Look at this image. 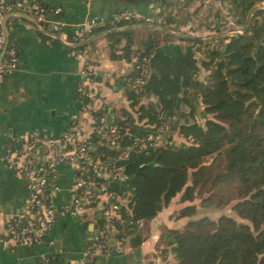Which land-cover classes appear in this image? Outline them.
Wrapping results in <instances>:
<instances>
[{
  "label": "trees",
  "instance_id": "16d2710c",
  "mask_svg": "<svg viewBox=\"0 0 264 264\" xmlns=\"http://www.w3.org/2000/svg\"><path fill=\"white\" fill-rule=\"evenodd\" d=\"M209 1L205 25L215 28L217 33L245 30L251 17L243 33L206 40L183 38L204 54L201 63L208 73L198 90L204 110L213 118H207L205 125L197 122L196 104L192 103L189 112L192 119L178 127L184 140L175 141L167 135L166 141L156 147L140 148L134 143L135 135L153 131L163 120L170 122L171 130L174 114L153 102H141L145 86L138 93L129 80L136 69L125 75L126 94L131 104L137 105V120H144L147 126L141 127L132 113L125 110V118L116 122L125 133L119 147L100 143L96 134L89 137L92 151L121 165L125 174L106 182L107 188L123 194L126 202L120 204L119 215L112 218L109 229L98 208L99 227L105 228L110 242L122 239L125 245L136 247L144 240L140 222L155 217L174 196L179 194L183 201L194 200L197 191L214 189L210 198L230 189L226 201L233 200V210L245 220L228 213L217 219L190 218L183 227L165 226L154 248L169 250L177 264H264V0H217L220 2L217 7L215 0ZM194 12L182 24L191 28L200 8ZM167 22L166 26L173 28L168 17ZM199 29L200 26L193 27L194 34ZM103 30L110 42L111 55L128 59L138 53L152 55L154 45L148 44L147 38L174 36L154 27L115 28L105 22L95 25L88 32L87 41L78 47L88 46L92 42L90 36ZM13 40L9 32V42ZM79 96L82 108L81 92ZM91 109L94 120L105 115L103 106L95 108L91 104ZM131 116L133 121L124 124ZM123 151L127 155L119 157ZM156 157L155 164H149ZM186 213L184 206L177 216Z\"/></svg>",
  "mask_w": 264,
  "mask_h": 264
},
{
  "label": "crops",
  "instance_id": "0c3cea01",
  "mask_svg": "<svg viewBox=\"0 0 264 264\" xmlns=\"http://www.w3.org/2000/svg\"><path fill=\"white\" fill-rule=\"evenodd\" d=\"M40 1L49 7L62 8L59 14L52 13L51 17L63 22V35L71 36L93 17L105 21L119 11L135 8L145 15L165 14L173 25V28L167 27L203 37L194 34L189 24H182L192 15L183 0ZM6 24L17 44L19 65L0 82L1 226L7 224L21 209L29 194L25 180L17 176L5 160L8 143L26 131H38L43 137L59 134L71 125H79L78 121L81 120L80 126L84 127L88 135H92L94 125V119L86 117L80 107L78 85L81 62L73 49L68 48L69 44L40 28L28 13H12L8 15ZM173 35H163L157 39L149 37L146 40L154 47L151 73L141 102H153L174 114L172 129L167 135L179 141L185 137L178 127L192 119L189 113L192 103L196 104L195 115L205 120L212 115L204 110L198 90L199 83L208 73L201 63L204 54L190 41L183 39L186 37ZM90 39L92 42L87 47L97 65L96 79L91 84L96 97L91 99V104L95 108L103 106L109 123L125 118V110H129L138 122L137 105L133 106L126 94L125 75L131 69L128 64L130 59L123 55H111L105 30L91 35ZM123 69L125 72H122ZM132 116L123 123L129 125L133 121ZM138 123L141 127L147 126L144 120ZM56 172L60 187L51 193V200L60 205L71 197L76 169L72 164L64 163L57 167ZM189 202L191 200H181L179 194L174 196L155 217L141 221L142 244L136 247L113 244L108 253L97 255L92 264H135L150 255L163 224L170 227L184 226L179 221L183 216L173 214ZM97 211L98 207H89L81 217L60 214L47 233L48 239L32 246H10L0 240V264H69L82 255L87 242L97 233ZM47 257H50L49 261H46Z\"/></svg>",
  "mask_w": 264,
  "mask_h": 264
},
{
  "label": "built area",
  "instance_id": "2783aa9c",
  "mask_svg": "<svg viewBox=\"0 0 264 264\" xmlns=\"http://www.w3.org/2000/svg\"><path fill=\"white\" fill-rule=\"evenodd\" d=\"M61 10L60 6L49 7L40 0H0V82L19 65L17 44L15 40L9 42L6 19L12 13L31 14L40 28L55 35L63 43L75 46L73 51L81 62L78 85V91L83 96L81 109L86 117L91 116L89 101L96 94L91 84L96 79L97 65L87 46L78 47L87 41L88 32L95 25L105 22L115 28L124 26L118 24L120 21L133 20L166 25L167 17L165 14L145 15L138 9H127L105 21L93 17L68 36L62 34L63 22L51 17L52 13L59 14ZM128 64L131 66L130 71L136 69L135 74L129 76V80L136 92L141 93L151 73V56L138 53ZM195 120L205 125V119L200 116L195 115ZM170 127V122L163 120L153 131L135 135L134 143L140 148L156 147L166 141L165 132L170 131ZM92 133L98 136L100 143L110 147H119L125 134L119 124L109 123L106 115L94 120ZM90 136L83 126L76 124L48 137H43L38 131L21 132L8 143L5 160L13 172L25 180L29 194L26 203L13 218L4 226L0 225V240L5 245L32 246L46 241L50 227L60 214L81 217L89 207L100 208L109 229L112 218L119 215V206L126 202V197L109 190L106 182L121 178L125 174L121 165L113 164L92 151ZM126 155L127 151H123L119 157ZM64 163L75 167L76 177L71 187L70 199L57 205L51 200V193L60 187L56 169ZM108 236L105 228L99 227V232L87 242L82 255L69 264H92L97 255L108 253L113 244H124L122 239L110 242ZM46 259L49 261L50 257ZM135 264H177V261L169 250L159 247Z\"/></svg>",
  "mask_w": 264,
  "mask_h": 264
},
{
  "label": "rangeland",
  "instance_id": "374dc122",
  "mask_svg": "<svg viewBox=\"0 0 264 264\" xmlns=\"http://www.w3.org/2000/svg\"><path fill=\"white\" fill-rule=\"evenodd\" d=\"M183 1L186 3L187 10L191 14L195 13L194 11H195V9H197V7L200 8L199 16L194 17V19H192V24H191L192 28L200 26V29L197 30L198 34H201V36H203V37L204 36L209 37V36L218 34L217 31L215 30V28H208L205 25L206 15H207L208 9H209L208 8L209 7L208 3L210 2L209 0H183ZM215 3H216L215 6L217 7L220 2L215 0ZM194 29H196V28H194ZM239 30H243V29H239ZM208 118L212 119L213 117L210 116ZM81 121H78L79 125H82ZM213 190L214 189H205L201 193H199L197 191V194H196L194 200H191V202H189L186 205L187 213L183 216L182 220H179V221H182L181 226H183L190 218L208 216L210 218L217 219L218 216L222 213H228V214L233 215L237 219L245 220V219L241 218L233 210V208H232L233 200H230V201L227 200L226 201V197L229 195L230 189H226L223 194H213L209 198V195H211L213 193L212 192ZM173 215L177 216V211ZM165 226H168V225L163 224L161 226V228L158 230L159 233L162 232V230L165 228ZM168 227H170V226H168ZM160 245H163L162 242H160Z\"/></svg>",
  "mask_w": 264,
  "mask_h": 264
},
{
  "label": "water",
  "instance_id": "95a60500",
  "mask_svg": "<svg viewBox=\"0 0 264 264\" xmlns=\"http://www.w3.org/2000/svg\"><path fill=\"white\" fill-rule=\"evenodd\" d=\"M250 21H251V17L249 18L248 20V23L246 24V27H245V30L248 29L249 27V24H250ZM138 26H149V27H154V28H157V29H160L162 31H165V32H169V33H173V34H176V35H179V36H183V37H186V38H193V39H200V40H206V39H213V38H218V37H222V36H226V35H230V34H234V33H243L245 30H232V31H229V32H221V33H218L216 35H212L210 37H197L195 35H192V34H188V33H185V32H182V31H176V30H172L171 28L167 27V26H164V25H160V24H155V23H147V22H141V23H132V24H129V25H125L123 27L127 28V27H138ZM227 47V42H225L223 44V48L226 49ZM169 130L165 132V136H167ZM158 157H156L154 160L150 161L149 164L153 165L155 164V162L157 161ZM143 165L140 166V168L138 169L137 172H139L141 170ZM135 175H132L130 177H134ZM128 176H125V178H130ZM101 214V211H99V215ZM99 232V229H97V233Z\"/></svg>",
  "mask_w": 264,
  "mask_h": 264
}]
</instances>
